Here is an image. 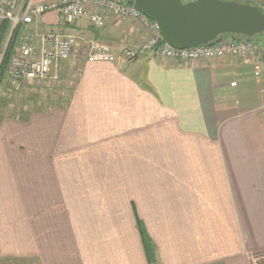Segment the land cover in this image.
Returning <instances> with one entry per match:
<instances>
[{"label":"crops","instance_id":"1","mask_svg":"<svg viewBox=\"0 0 264 264\" xmlns=\"http://www.w3.org/2000/svg\"><path fill=\"white\" fill-rule=\"evenodd\" d=\"M57 0H35L49 4ZM109 17L69 29L115 47L87 60L64 108L0 128V260L25 264H264V109L249 61L121 55L145 34Z\"/></svg>","mask_w":264,"mask_h":264},{"label":"built area","instance_id":"2","mask_svg":"<svg viewBox=\"0 0 264 264\" xmlns=\"http://www.w3.org/2000/svg\"><path fill=\"white\" fill-rule=\"evenodd\" d=\"M51 13H57L65 26H73L86 17L90 26L97 30L104 28L109 17L120 21H139L144 28L146 39L143 43L122 52V57L127 61H135L143 54L164 58L177 64L226 57L249 61L261 83L264 109V46L253 41L228 37L208 45L184 50L174 49L162 42L160 27L156 22L139 13L134 5H124L119 0H57L49 4H36L35 0H0V29L4 22L10 23L9 39L16 28H21L22 32L7 75L16 91L20 90L24 82L41 83L47 80L61 62L73 58L75 48L79 44L86 45L88 53L84 54L90 62H114L116 59L115 51L109 46L69 29L41 32L39 25L44 17Z\"/></svg>","mask_w":264,"mask_h":264},{"label":"water","instance_id":"3","mask_svg":"<svg viewBox=\"0 0 264 264\" xmlns=\"http://www.w3.org/2000/svg\"><path fill=\"white\" fill-rule=\"evenodd\" d=\"M135 9L160 27L162 42L184 50L226 35H264V12L251 4L221 0H134Z\"/></svg>","mask_w":264,"mask_h":264},{"label":"rangeland","instance_id":"4","mask_svg":"<svg viewBox=\"0 0 264 264\" xmlns=\"http://www.w3.org/2000/svg\"><path fill=\"white\" fill-rule=\"evenodd\" d=\"M189 1H193V0H188L187 2ZM231 1L251 4L253 6L258 7L262 12H264V0H231ZM117 21L122 22L120 20ZM124 22L125 23L129 22L130 24H132L131 30H136L142 34H145L144 28L139 21L134 20V21H124ZM129 23L128 25H130ZM91 28L95 32H99V31L102 32L103 30V28L99 30L93 27ZM21 35L22 32L20 33L19 38L16 42V47L20 42ZM225 38H228V36ZM89 39L107 45L113 50L115 49V47H117L116 46L117 43L115 45L106 44L105 42L100 41L96 37H92V38L89 37ZM144 41L145 40H143L141 43H143ZM252 41L264 46V35L256 36V38L253 39ZM6 46L7 43L3 48V52ZM130 47H134V46H127L124 48L122 47L121 54L125 49ZM75 51H77L78 56L84 53L85 54L88 53L85 44H79L75 48ZM71 61L68 60L61 62L58 68L53 70L51 77H49L47 80L41 81V83L40 82L22 83L19 91H16L14 89L8 78L5 79V81L3 82L0 88V128L2 123L6 121L22 122L20 119L23 117L22 115L24 114L23 112H27L29 114L31 113L41 114V113H48L54 109L64 108L72 95L79 74L78 65L74 64L73 62L71 63ZM1 62L2 60L0 55V64ZM31 99L32 102L29 101ZM27 122H22V123H27Z\"/></svg>","mask_w":264,"mask_h":264},{"label":"trees","instance_id":"5","mask_svg":"<svg viewBox=\"0 0 264 264\" xmlns=\"http://www.w3.org/2000/svg\"><path fill=\"white\" fill-rule=\"evenodd\" d=\"M134 0H119L120 3L124 4V5H132V2ZM184 2V1H183ZM10 23L9 22H4L1 26V30H0V55L3 54V48L5 46V44L7 43V47L5 49L4 55H3V59L2 62L0 64V88L1 85L3 84V82L5 81V79H7V75H8V70L10 67V62L11 59L14 55L15 52V48H16V42L19 38V35L21 33V28H16L10 37ZM232 37L235 40H248V41H252L253 39L250 38H246L243 36H233V35H226V36H222L220 38H218L216 41H220L221 39L225 38V37ZM215 41V42H216ZM30 102H32V99L29 100ZM28 105V104H27ZM24 109V108H23ZM24 114L23 117L20 119L22 122H27L31 116L33 115L32 113L29 114L27 112H23ZM138 230L141 236V240L143 243V247L146 253V257L148 260L149 264H155L156 263V253H155V248L152 245V242L149 239V236L147 235L143 225L138 222ZM2 262V263H1ZM1 264H25L23 263L21 260H0Z\"/></svg>","mask_w":264,"mask_h":264}]
</instances>
